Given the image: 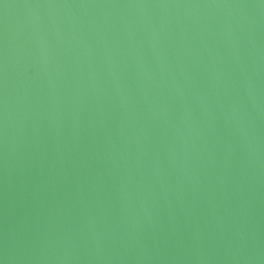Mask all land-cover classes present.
Segmentation results:
<instances>
[{"label":"water","instance_id":"water-1","mask_svg":"<svg viewBox=\"0 0 264 264\" xmlns=\"http://www.w3.org/2000/svg\"><path fill=\"white\" fill-rule=\"evenodd\" d=\"M0 264H264V0H0Z\"/></svg>","mask_w":264,"mask_h":264}]
</instances>
